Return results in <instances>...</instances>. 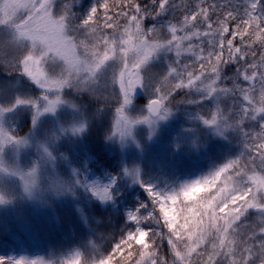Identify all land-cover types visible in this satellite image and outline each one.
I'll return each mask as SVG.
<instances>
[{
  "label": "rangeland",
  "instance_id": "374dc122",
  "mask_svg": "<svg viewBox=\"0 0 264 264\" xmlns=\"http://www.w3.org/2000/svg\"><path fill=\"white\" fill-rule=\"evenodd\" d=\"M72 3V0H54L55 14H61L66 7L64 14L68 16ZM125 24H117V27L105 32L98 31L96 35L115 37L119 41ZM70 35L77 44L83 40L89 48L96 42L91 34L79 38L72 30ZM170 38L169 33L167 36L150 37L157 41ZM206 38L209 37L198 40ZM196 39L194 37L190 42H183L184 47L188 43L194 45ZM115 47L114 57L106 61L87 84L73 79V86L65 87L59 93L46 92L20 70L18 60L27 54L25 45L16 39L11 26H0V109H11L0 113V129L26 141L23 145L6 144L0 151V198L3 200L0 203V245L14 247L20 259L52 264L59 260L58 252L74 255L82 251L92 257L101 253L106 234L101 231L100 220L90 216L92 210L89 209L92 201L96 203L100 200L93 195V190L102 191L106 185L88 170L87 165L98 152L110 153L118 161L121 174L114 184L120 182L126 188L140 185L144 176L149 175L154 183H172L170 174L179 170L185 161L196 162L205 157L213 156L216 159L209 174L238 157H241L240 167H252L247 165V159L250 153L253 156L256 153L248 152L246 143L252 145L254 142L242 135L238 123L241 111L247 105L236 87H249L240 77L243 71L239 72V78L236 75L222 77L219 84L210 89L214 93L211 97L197 88L200 82H195L193 87L175 89L172 86L180 82L175 76L162 81L168 67H175L178 73L183 74L180 79L187 83V73L181 67V62L188 57L196 58L182 52L177 62L175 52L159 51L148 64L147 76L153 84H160L164 91L172 88V94L164 101L160 113L150 116L146 106L150 98H156L153 90L134 88L131 103L124 108L125 115L131 120L147 116L149 123L133 124L130 133L122 137L114 130L115 110L120 101L119 83L114 79L118 81L124 63L116 58L121 55V46L117 44ZM99 50L103 51L102 44ZM83 53L84 49L79 48L77 55L83 57ZM132 56L130 52L129 63ZM42 68L50 76L59 75L63 64L46 60ZM129 83L125 81V87ZM255 83L258 92L259 81ZM222 88L231 91L223 92ZM57 94L61 96L62 103L55 112L39 116L35 124L31 104H16L18 99L35 101L38 108H42L45 103L42 96L52 98ZM80 94L100 104L113 105L112 111L104 113L94 109L89 119L86 114L93 107L75 101ZM165 108L167 115L161 119ZM212 113L217 114L216 124L205 125L202 119H210ZM90 120L94 126L91 132ZM262 124L264 114L243 120V128L248 133L259 132ZM80 125H84V131L74 133L72 129ZM125 130L126 126L121 125V131ZM45 149L50 155L45 153ZM33 168L36 169L35 185L26 191V183L30 185L33 180L28 175ZM175 190L179 192L178 188ZM207 195L210 193L204 196ZM202 197L195 199L196 207L191 206L186 210L188 220L185 221L183 234L177 238L176 246L173 244L172 260L175 261L172 264L178 261L188 264L186 257L198 246L200 254H193L191 261L192 264H204L211 244L216 242L217 228L225 223L219 212L210 211L211 204L207 199L201 202ZM235 228L236 232L232 235L238 243L251 237L249 246L264 244V236L259 232L264 228V211L250 210ZM202 237H206V241L200 245ZM254 253L249 264H260L259 249L255 248ZM239 255L237 251V259ZM217 259L221 264H228L223 256Z\"/></svg>",
  "mask_w": 264,
  "mask_h": 264
},
{
  "label": "snow or ice",
  "instance_id": "6c2138e0",
  "mask_svg": "<svg viewBox=\"0 0 264 264\" xmlns=\"http://www.w3.org/2000/svg\"><path fill=\"white\" fill-rule=\"evenodd\" d=\"M170 0H151L154 6L152 12L142 9L140 3H135L133 0L128 2L122 7H128L132 10V14L125 11L118 13L119 16L126 18V24L123 27V32L120 34V39L117 41L115 37H108L106 35H96V29L91 27V23L96 19L98 11L103 10L102 18L104 20V28H115L116 24L113 23V17L109 15L110 6L107 0H101L96 6L91 7L85 18L82 19L80 24H76V28H84L92 34L96 40L95 44L88 47L82 40L79 44L76 43L75 38L70 35L73 30L70 18L64 13L67 11L65 7L64 12L57 15L54 12V0H0V26L9 25L13 29L16 39L25 45L27 54L19 58L18 63L20 70L26 75L34 84L42 90L55 91L59 93L63 88L73 86L72 80L77 79L83 84L89 82L90 77H94L96 73L103 68L105 62L112 59L116 52V45L121 46V55L116 57L121 59L124 63L123 69L120 71L119 79L114 82L119 83V107L115 110V123L114 130L122 137L130 133L133 124L149 123L147 116L142 119L131 120L125 115L124 108L131 103L133 89L137 87L151 88L153 90L155 99H151L147 105L149 115H157L162 109L164 101L172 94V88L164 91L160 84H153L152 80L147 76V68L150 60L161 50L166 52H175L177 62L183 53L192 54L197 61H206L211 66L209 72L208 83H205V73L200 71L199 74H194L192 71H187L189 66L184 65L187 73L188 81L184 83L180 77L182 73H178L177 69L169 66L167 75L163 76L162 81H168L169 77L175 76L180 82L175 83L172 87L175 89L193 87L195 82H200L198 89L204 90L209 97L214 93L210 91L211 88L219 84L222 78V70L220 64L228 65L235 64L238 59L246 61L247 55L241 51V47L234 45V39L239 36L241 45L245 48H251L252 42L264 43V18H258L255 15L254 9L256 4H251L249 10L245 12L246 19L242 20L243 30L241 25H236L235 29L231 32V37L227 39L228 59H224L225 49V34L229 33V26L227 18L219 22L218 28H213V24L209 22L208 8L202 7L204 0H200L197 4L198 11L192 12L190 15H185L183 22L179 25L169 23L167 25V32L171 38L166 41H157L150 39V37L157 31L155 26L144 28L142 25L144 21L151 17L156 18L166 14L169 10ZM173 8L176 5H172ZM203 17V22L206 25V30L200 31L192 23L198 17ZM228 17L235 19L232 12L227 14ZM184 35H178V33ZM219 36V50H209L207 55H204V49L200 45H193L188 43L184 47L183 42L192 41L195 37H210L208 45L210 49H215L217 45L216 37ZM251 36L252 42L244 43V38ZM103 45V51L99 50L100 45ZM79 48L84 49L83 57L77 55ZM194 48H200L199 52H195ZM133 53L131 62L129 63L128 54ZM216 57L218 63H213L212 57ZM50 60L53 63L60 61L63 64L62 71L59 75H48L42 68L43 63ZM252 71L249 74L248 70H244L242 79L249 84V87H236L240 93L243 101L246 102V107L241 111L239 123V130L245 138L253 140L252 145L246 146L248 152L255 151V156H249L247 165L251 168L240 167L241 157L228 161L221 169L197 180L189 185L184 186L179 192L164 195L159 192L153 191L151 187L146 186L145 191L152 204L159 205V211L162 205L168 201H178V199L194 187L206 186L211 187L210 195L202 197V201L207 199L211 208L210 211L215 213L219 212L225 223L223 227L217 228L216 242L211 244V251L207 253V259L204 264H221L217 259L223 256L228 264H249L250 258L255 253L254 249H259L260 264H264V244L259 246H249L247 240L238 243L236 238L232 235L236 232L235 225L243 218L250 210L264 211V124L261 125L260 131L256 133H248L243 128V120L255 119L257 114H264V53L261 54L260 60L248 65ZM240 69H238V73ZM83 73V75H82ZM144 73V75H142ZM135 77V78H133ZM259 81V90L255 81ZM125 81H130L125 87ZM221 91L229 92L231 90L222 88ZM255 94V95H254ZM45 101L42 108H38L35 101L17 100L16 104H31L34 109L33 124L36 119L44 113H52L56 111L57 106L62 103L59 94L52 98L47 95L41 97ZM11 109H0V113L10 111ZM167 115V109H164V115L160 116L161 119ZM216 113H212L210 119H202L205 125L216 124ZM121 125L126 126L127 130L121 131ZM74 133L84 131V125L78 128H73ZM15 143L23 145L26 143L21 138L9 135L0 129V151L6 144ZM47 153V149H45ZM243 156V155H242ZM258 161V165H257ZM230 170V171H229ZM234 173V175H233ZM251 173V174H249ZM227 174V175H225ZM33 177L31 184L26 183V191L30 186L35 185L36 169L33 168L29 173ZM93 195L97 196L101 201L110 199L108 188L102 191L93 190ZM163 196V200L161 197ZM3 200L0 198V203ZM196 207V205L192 206ZM153 213L141 218H137L135 214L131 215L129 219L140 224L141 220L153 219ZM136 232H146L140 227L135 231H130L123 238L120 243L115 244L112 254L99 261V264H114L113 257L119 253L121 246L126 242H131L134 239ZM260 235L264 236V228L259 229ZM179 235V233H178ZM171 240L169 238L168 242ZM206 237H202L200 245L204 244ZM195 247L190 255L186 257L188 264H192L191 256L193 254L199 255ZM239 251V258H236V252ZM123 253H121V258ZM0 264H7L3 259H0ZM14 264H43L42 261L34 260L27 262L23 259L16 260ZM65 264H81L79 254L74 255L73 259L66 261ZM142 264H152L151 260H145ZM177 264H183V261H178Z\"/></svg>",
  "mask_w": 264,
  "mask_h": 264
},
{
  "label": "trees",
  "instance_id": "16d2710c",
  "mask_svg": "<svg viewBox=\"0 0 264 264\" xmlns=\"http://www.w3.org/2000/svg\"><path fill=\"white\" fill-rule=\"evenodd\" d=\"M101 0H74V3L70 5V11H68V17L73 25V33L79 38L86 36L88 31L84 28H76V24H80L82 19L86 17L91 7L96 6ZM110 6L109 15L113 17L114 24L126 23V18L119 16L118 13L125 11L132 14V10L128 7H122L128 0H107ZM135 3H140L142 9L148 12H152L153 5L151 0H133ZM200 0H170L169 10L166 14L158 16L156 18H147L142 25L144 28L153 27L157 29L152 36H167V24L172 23L179 25L183 22L185 15H190L194 11H198L197 4ZM176 5L175 8L172 5ZM251 4H256L254 9L255 15L258 18H264V0H204L202 7L208 8L209 22L213 24V28L219 27V22L224 21L227 18V24L229 26V33L225 34V49L224 59H228L227 51V39L232 38L231 32L235 29L236 25H241L243 30L242 20L246 19L245 12L249 10ZM232 12L235 19L228 17L227 14ZM103 10H99L96 19L91 23V27L96 29V33L105 32L111 28H104V20L102 18ZM196 28L200 31L206 30V25L203 22V17H198L192 22ZM209 38L205 40L194 41L195 45H200L204 49V55H207L209 50H219V36L216 37L217 45L215 49H210L208 45ZM252 37L248 36L244 38V43L252 42ZM234 45L241 47V51L247 55L246 61H238L235 64H220L222 70V77H231L232 75L238 76V69L240 71L252 70L248 68V65L260 60V56L264 53V43L252 42L251 48H245L241 45L240 37L237 36L234 39ZM194 50L200 51V48H194ZM213 63H218L216 57H212ZM187 64L192 71L198 69L205 73V81H208L209 72H211V66L206 61H197L188 59L182 60L181 67ZM87 100L86 98H82ZM89 101V100H88ZM92 103V106L100 105L98 103ZM107 108V106H106ZM107 126V124H106ZM96 150V149H95ZM211 156V155H209ZM215 157H205L199 159L196 162H188L187 165L182 167L174 173H171L172 183L158 184L154 183L151 175L144 176V180L140 185H135L131 188H126L118 181V177L121 174V167L114 156L110 153L105 154L98 152V154L90 160L88 170L94 173L95 177L106 185L109 190L110 199L106 201H99L95 203L92 201L91 217L100 220L102 223V232H106V240L102 245V252L92 257L82 251L76 252L80 255L81 264H99V261L106 258V256L112 254V250L115 244L120 243L123 238L130 231H135L137 227H140L146 232H136L134 239L131 242H126L121 246L119 253L113 257L114 264H142L145 260H151L152 264H172L175 260H172V252L174 245L176 246L177 238L180 234H183L184 227H186L185 221L188 220L186 210L193 206L196 202L195 199L204 196L205 193L211 190V187L200 186L194 187L185 194H183L178 201H168L162 205L159 211V205H153L151 198H149L145 187H151L155 192L162 193L164 195L176 193L178 188L180 191L184 186L189 185L197 180H201L204 177H208L209 171L212 172V164L216 159ZM219 161V160H218ZM163 200V196L161 197ZM197 203V202H196ZM153 213V219L141 220L137 225L132 222L129 217L133 214L137 218L151 215ZM179 233V235H178ZM181 236V235H180ZM169 238L171 240L168 242ZM171 242V243H170ZM174 244V245H173ZM121 253L123 257L121 258ZM74 254V255H76ZM59 260L55 264H65L66 261L73 259L74 255L57 254ZM149 257V259L147 258ZM84 257V259H83ZM0 259H3L7 264H14L16 260H20L14 247L7 245H0Z\"/></svg>",
  "mask_w": 264,
  "mask_h": 264
},
{
  "label": "water",
  "instance_id": "95a60500",
  "mask_svg": "<svg viewBox=\"0 0 264 264\" xmlns=\"http://www.w3.org/2000/svg\"><path fill=\"white\" fill-rule=\"evenodd\" d=\"M150 102V101H149ZM149 104V103H148ZM183 264H185V263H183Z\"/></svg>",
  "mask_w": 264,
  "mask_h": 264
}]
</instances>
